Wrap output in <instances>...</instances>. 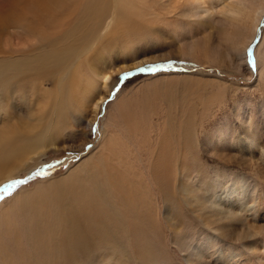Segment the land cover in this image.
<instances>
[{"label": "rangeland", "instance_id": "rangeland-1", "mask_svg": "<svg viewBox=\"0 0 264 264\" xmlns=\"http://www.w3.org/2000/svg\"><path fill=\"white\" fill-rule=\"evenodd\" d=\"M34 1L0 0V264H264V0Z\"/></svg>", "mask_w": 264, "mask_h": 264}, {"label": "bare ground", "instance_id": "bare-ground-1", "mask_svg": "<svg viewBox=\"0 0 264 264\" xmlns=\"http://www.w3.org/2000/svg\"><path fill=\"white\" fill-rule=\"evenodd\" d=\"M36 1L39 3V1L38 0H35L34 2L36 3ZM51 1H54V4H53V7L54 6H56V7H58V6H60V5H62V4H67L68 5V1H70V0H51ZM98 1V4H96V2ZM115 1V0H114ZM117 1V0H116ZM104 2H105V0H85V1H80V0H78V4H77V7H81V8H83L84 6H86V9H92V8H94V5L97 7V16H102V18L104 19V17H105V8H106V5H104ZM43 3V2H42ZM51 3V2H50ZM118 3L119 4H117V10H116V16H118V15H125L124 13H126V11H124V10H122V5L120 4V1L118 0ZM34 4V3H33ZM45 3H43L42 5H44ZM46 4H47V2H46ZM46 4H45V6H46ZM37 5V4H36ZM39 5V4H38ZM38 5H37V7H38ZM49 5H47V7H48ZM50 6H52V5H50ZM63 6V5H62ZM41 7V6H40ZM43 7V6H42ZM41 7V8H42ZM76 7V6H75ZM63 8V7H62ZM43 10H44V7L42 8ZM260 9H261V7H260ZM263 9V8H262ZM37 11H38V9H37ZM262 11H264V10H262ZM40 12H42V11H40ZM40 12L39 13H36V14H33L34 16H36L37 14L39 15L40 14ZM42 14H44L43 12H42ZM41 14V15H42ZM41 15H39V16H36L37 18L39 17L40 18V16ZM21 19V18H20ZM19 19V20H20ZM18 20V21H19ZM30 20H33V21H35L34 19H30ZM27 21H28V19L25 21L26 22V27H28L27 26ZM30 22V21H29ZM32 25V24H31ZM30 25V26H31ZM32 27V26H31ZM23 29V28H22ZM26 29V28H25ZM95 29H97V28H95ZM87 31H88V34L90 35V33H91V31L89 30V29H87ZM26 33V32H25ZM43 38V37H42ZM62 50H65L64 48H62ZM67 55H69V53H64V52H62V53H60V52H55L54 54H53V56H55V57H57L55 60H54V58H53V56L50 54V55H48V54H45V58L44 57H42V56H40L39 58H41V60L42 59H46L47 61H48V59H49V65L48 66H50V68L49 69H54V70H58V68L59 67H57V65L56 64H58L61 60L63 61L64 60V57H66ZM70 55L71 56H79V54H75V55H73V54H71L70 53ZM46 69H47V67H46ZM46 69L44 68V67H41V68H36V70H35V72L37 73V74H44V72L46 71ZM61 70V69H60ZM107 79H108V77H106L105 75H103V76H101V80H102V91H106V82H107ZM100 99L101 98H103V97H99ZM100 99H97L96 100V102H95V106H96V104L98 103V100L99 101H101ZM116 103H118V102H116ZM94 106V107H95ZM184 127H186V125L184 126ZM14 138H15V136H14ZM5 139L6 140H0V145H3V144H5V143H7V144H9V143H12V144H14L15 143V140H13V135H10V136H5ZM14 142V143H13ZM160 146H159V148H157V150H156V156H155V158L158 160V161H162V159H167V161H166V164L163 166V167H161V166H159L157 169H159V171H160V173L161 174H164V175H168V173L170 172V168H171V157H169V158H167L166 157V155H169L170 154V152H171V146L169 147V150H165L167 147H165V145L163 144H159ZM181 147L182 146H180L179 148H177V151L178 152H176V154L175 155H177V154H180L181 153V155H183V154H187V150H184V149H181ZM14 149V148H13ZM175 149V148H174ZM175 151V150H174ZM182 151V152H181ZM1 152H4V151H1ZM0 152V156L2 155V153ZM157 160H155V161H157ZM157 161V162H158ZM188 165H191L190 163H187ZM187 172V171H186ZM182 174H181V176L183 175V172H181ZM186 174V173H185ZM185 177H187V175H185ZM126 178V177H125ZM182 179V178H181ZM142 180V179H141ZM183 182V181H182ZM141 186V185H140ZM135 189V187L133 188V190ZM136 189H137V187H136ZM129 192V191H128ZM155 192V191H154ZM131 193V192H130ZM156 194V193H155ZM160 194V193H159ZM143 195V194H142ZM164 195V194H163ZM80 197H81V195H80ZM130 197H132V196H130ZM163 197V196H162ZM91 198V197H90ZM89 199V198H88ZM140 199V198H139ZM73 200H75V199H73ZM122 201V200H121ZM133 201V200H132ZM78 202V201H77ZM86 202V201H85ZM91 202H92V199H91ZM89 203V202H88ZM131 203V202H130ZM71 206V205H70ZM143 208H144V206H143ZM136 209H138L137 207H136ZM146 211V210H145ZM85 212V211H84ZM100 212V211H99ZM81 213H82V211H81ZM80 213V214H81ZM83 214V213H82ZM147 215V214H146ZM100 216V215H99ZM102 216V215H101ZM97 217V216H96ZM98 218V217H97ZM149 219V218H148ZM150 220V219H149ZM23 221V220H22ZM137 221V220H136ZM132 222V221H131ZM135 221H133V223H134ZM135 224H137V222L135 223ZM142 224V223H141ZM146 225V224H145ZM27 226H29L28 224H27ZM29 228H31V226H29ZM35 229V228H34ZM37 230V229H36ZM35 230V231H36ZM34 231V230H33ZM40 232V231H39ZM68 232V231H67ZM35 233V232H34ZM32 234V233H31ZM37 234V233H36ZM40 234H41V232H40ZM43 234V233H42ZM71 234V233H70ZM38 235H39V233H38ZM47 235V234H46ZM36 236V235H35ZM40 236V235H39ZM43 236V235H42ZM48 236V235H47ZM30 237V236H29ZM33 238H35V237H33ZM6 239V238H5ZM38 239H39V237H38ZM35 243H36V241H35ZM34 244V243H33ZM37 244V243H36ZM76 244H77V240L76 239H74L70 244H69V246H70V248H74L75 246H76ZM41 245V244H40ZM36 247V246H35ZM22 252H24V251H22ZM38 254V253H37Z\"/></svg>", "mask_w": 264, "mask_h": 264}, {"label": "snow or ice", "instance_id": "snow-or-ice-1", "mask_svg": "<svg viewBox=\"0 0 264 264\" xmlns=\"http://www.w3.org/2000/svg\"><path fill=\"white\" fill-rule=\"evenodd\" d=\"M149 71H153L155 70V67L149 68ZM140 71H144V69H140ZM126 75H131V73H127ZM17 183H24V181H18ZM8 187H11V185H9Z\"/></svg>", "mask_w": 264, "mask_h": 264}, {"label": "water", "instance_id": "water-1", "mask_svg": "<svg viewBox=\"0 0 264 264\" xmlns=\"http://www.w3.org/2000/svg\"><path fill=\"white\" fill-rule=\"evenodd\" d=\"M253 62V61H252ZM253 64V63H252Z\"/></svg>", "mask_w": 264, "mask_h": 264}]
</instances>
